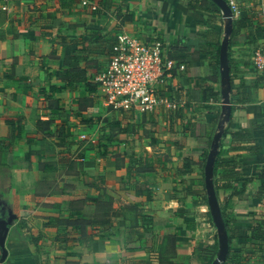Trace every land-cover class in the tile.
<instances>
[{"label": "crops", "instance_id": "1", "mask_svg": "<svg viewBox=\"0 0 264 264\" xmlns=\"http://www.w3.org/2000/svg\"><path fill=\"white\" fill-rule=\"evenodd\" d=\"M237 1L229 33L213 0H0V264H213L206 172L219 134L211 182L229 243L220 264H264V70L252 61L264 0ZM123 30L184 66L162 91L178 108L109 111L94 77ZM210 86L217 99L203 97ZM239 130L247 135L234 140ZM234 145L224 157L239 154L236 176L227 165L215 173ZM249 177L243 193L216 186L240 189ZM101 195L112 198L107 215L92 200L76 208ZM64 210L85 217V230L59 223Z\"/></svg>", "mask_w": 264, "mask_h": 264}, {"label": "built area", "instance_id": "2", "mask_svg": "<svg viewBox=\"0 0 264 264\" xmlns=\"http://www.w3.org/2000/svg\"><path fill=\"white\" fill-rule=\"evenodd\" d=\"M227 3L232 21L238 19L242 14L239 2L227 0ZM117 40L114 54L94 77L106 96L109 111L178 108L181 103L162 95V91L172 83L177 69L184 66L165 59L163 44L159 41L148 44L126 30L118 34ZM252 61L257 69L264 70V40L255 48Z\"/></svg>", "mask_w": 264, "mask_h": 264}, {"label": "trees", "instance_id": "3", "mask_svg": "<svg viewBox=\"0 0 264 264\" xmlns=\"http://www.w3.org/2000/svg\"><path fill=\"white\" fill-rule=\"evenodd\" d=\"M200 2H201V5H203L206 8H208L210 6V4H209V2H207V0H200ZM241 16H242V14H241ZM236 20H234V21H236ZM229 23L230 22H228L227 31L230 33L232 27H231V23L230 24ZM203 97L204 98L217 99L218 94L213 90L212 86H210V87H205V92H204ZM232 111H233V107H227V110H226L227 118H231ZM175 118H176V116H175ZM230 133L232 134V137L234 140L238 139V137L240 138L242 135H245V136L247 135V134H244L240 130L239 131H233ZM227 134H228V129H225L224 135L227 136ZM234 146H231V147L226 148V149L223 148L219 151L217 159L215 161V167H214L215 173L217 172V170L220 166H226L227 165L229 168H231V171L228 174V177H235L236 176V175H234V172H236V171H234L235 165L231 164L230 162L232 159L238 158L239 154L237 152H235L233 154V156H229L228 158L224 157L225 154H228L229 152L234 151V150H238L240 148V147H236V145H234ZM249 149L257 152V151H259L260 146L256 144V145H253L252 147H249ZM261 176H264V172L261 174ZM250 178H252V177H249L247 180H245L243 182L240 189H236V187L233 186L232 183H229L226 181L217 182L216 186H217V188H234L233 191L235 192V194L236 193H243L245 190L246 184H247L248 180H250ZM88 200H92L96 204L97 210H102L106 215L112 209V198H110V197L104 198L102 195L96 196V197H90V198L89 197H81L79 199H76V201L79 202L78 205L80 206V207H76V208H81V206L85 202H87ZM70 215H71V213L68 210L62 211L61 215H60L61 217H59V223H64L67 226H79L80 230L84 231L86 228L87 219L83 216H78V217L74 218V217H71ZM142 264H145V263H142Z\"/></svg>", "mask_w": 264, "mask_h": 264}, {"label": "water", "instance_id": "4", "mask_svg": "<svg viewBox=\"0 0 264 264\" xmlns=\"http://www.w3.org/2000/svg\"><path fill=\"white\" fill-rule=\"evenodd\" d=\"M215 1L223 11L224 18L226 20V23L232 22L231 19V10L226 0H213ZM229 23V24H230ZM228 45H229V34H226V36L223 39L221 50H220V60H221V67H222V76L224 78L227 77L228 74ZM221 137V134H219L215 141L214 150L210 153L209 159H208V169L206 172V181H207V189L210 196V204H211V211L214 217V221L217 225L218 232H219V239H220V253L218 255V258L213 262V264H220L223 262L228 254L229 251V243L227 236L225 234V227L224 222L221 216V209L220 205L216 196V193L213 189L212 182H211V165L214 162L215 156L217 155V147L219 145V139ZM14 218L13 215L10 216V221ZM9 227L6 223L0 222V243L3 247L4 254L3 258L6 257L7 250L5 248V239L7 237Z\"/></svg>", "mask_w": 264, "mask_h": 264}]
</instances>
